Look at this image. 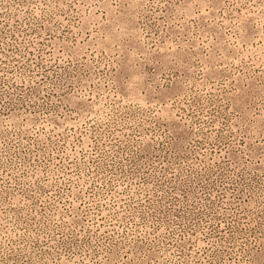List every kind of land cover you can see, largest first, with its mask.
<instances>
[{"label": "rangeland", "instance_id": "rangeland-1", "mask_svg": "<svg viewBox=\"0 0 264 264\" xmlns=\"http://www.w3.org/2000/svg\"><path fill=\"white\" fill-rule=\"evenodd\" d=\"M0 264H264V0H0Z\"/></svg>", "mask_w": 264, "mask_h": 264}]
</instances>
